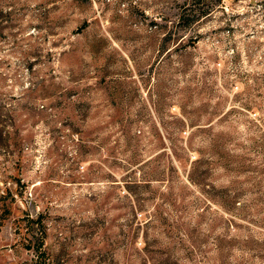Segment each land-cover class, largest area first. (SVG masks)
I'll list each match as a JSON object with an SVG mask.
<instances>
[{"label":"rangeland","instance_id":"obj_1","mask_svg":"<svg viewBox=\"0 0 264 264\" xmlns=\"http://www.w3.org/2000/svg\"><path fill=\"white\" fill-rule=\"evenodd\" d=\"M0 264H264V0H0Z\"/></svg>","mask_w":264,"mask_h":264},{"label":"trees","instance_id":"obj_2","mask_svg":"<svg viewBox=\"0 0 264 264\" xmlns=\"http://www.w3.org/2000/svg\"><path fill=\"white\" fill-rule=\"evenodd\" d=\"M41 221V216L38 215V217L34 218H30L28 216L27 218V225H29L30 228L33 229L34 227V223L40 224ZM44 232L40 231L38 233H36L35 235H33L32 240L30 241V243L32 244L33 248L36 251V255L39 256H43L42 260L45 261V250L43 249V237H44Z\"/></svg>","mask_w":264,"mask_h":264}]
</instances>
